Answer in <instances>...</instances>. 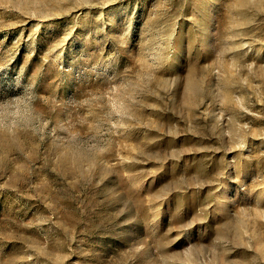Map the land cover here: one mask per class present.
<instances>
[{
  "label": "rangeland",
  "instance_id": "374dc122",
  "mask_svg": "<svg viewBox=\"0 0 264 264\" xmlns=\"http://www.w3.org/2000/svg\"><path fill=\"white\" fill-rule=\"evenodd\" d=\"M0 264H264V0H0Z\"/></svg>",
  "mask_w": 264,
  "mask_h": 264
}]
</instances>
